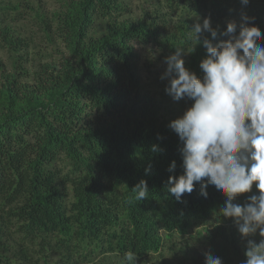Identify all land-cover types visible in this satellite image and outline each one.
I'll list each match as a JSON object with an SVG mask.
<instances>
[{
	"label": "trees",
	"instance_id": "obj_1",
	"mask_svg": "<svg viewBox=\"0 0 264 264\" xmlns=\"http://www.w3.org/2000/svg\"><path fill=\"white\" fill-rule=\"evenodd\" d=\"M42 1L0 7V22L11 21L0 43V264H125L128 251L147 264L200 227L206 241L190 264H204L205 252L243 264L247 241L220 215L223 194L209 185L205 198L197 184L177 202L167 192L168 177L182 173V144L168 127L174 119L143 94L139 49L191 51L186 22L175 26L174 15L210 17L223 31L243 12L264 32V0H159L144 20L133 17L134 0H60L51 15ZM26 10L40 43L15 28ZM187 51L185 66L201 76L205 49ZM166 84L160 93L172 100ZM141 180L149 192L137 201L131 190Z\"/></svg>",
	"mask_w": 264,
	"mask_h": 264
},
{
	"label": "clouds",
	"instance_id": "obj_2",
	"mask_svg": "<svg viewBox=\"0 0 264 264\" xmlns=\"http://www.w3.org/2000/svg\"><path fill=\"white\" fill-rule=\"evenodd\" d=\"M249 2L240 0L242 6ZM254 19L242 12L239 25L230 21L220 31L210 17L204 18L189 31L194 34L189 40L192 50L175 47L164 57L166 67L160 77L167 81L165 92L174 102H192L168 125L182 144V173L168 177L167 192L177 202L197 184L205 198L209 185L223 194L226 200L220 215L231 218L247 241L243 264H264V32ZM198 45L205 49L199 77L183 58L185 51L191 53ZM152 151L162 150L154 145ZM176 167L172 161L167 170L173 173ZM131 191L137 201L149 192L144 180ZM247 193L252 194L243 204L233 202ZM257 233L259 243L249 239ZM136 260L134 251L124 254L125 264H136ZM204 264L223 261L205 252Z\"/></svg>",
	"mask_w": 264,
	"mask_h": 264
},
{
	"label": "rangeland",
	"instance_id": "obj_3",
	"mask_svg": "<svg viewBox=\"0 0 264 264\" xmlns=\"http://www.w3.org/2000/svg\"><path fill=\"white\" fill-rule=\"evenodd\" d=\"M26 1H33L38 5V0ZM159 2V0H134L131 3V7L133 9V17L144 20L146 18V12L150 13L152 10L155 9V7H160ZM6 3L7 0H0V7L4 6ZM40 6L43 9V13L51 15L56 10L60 9L61 4L60 0H43ZM160 10L162 11L163 8H161ZM165 12H167V9H165ZM31 14L32 13L30 12V10H26L24 15L26 17V19H24L25 21L20 22L18 25L15 26V28L17 30H20L21 35L23 36L34 35L40 43L42 38L41 36H37L39 26L37 22L32 19ZM181 20L186 22L185 34L189 37V39L194 35L189 31L192 30L196 23L203 22V20L200 18L186 17L184 15H174L172 17V22L175 26H177L176 23H180ZM228 20L235 21L239 25L241 22V15H233L229 17ZM222 22H225V20H222ZM7 23H11L8 18H3L2 22H0V43L2 40L1 32L3 31H1V28H3L4 24ZM14 30V25L11 24L10 31L15 32ZM175 33H177L178 38H181L182 33L180 32L179 28L175 30ZM204 35H207V33H205ZM4 53L5 51L2 52V55H4ZM57 54L58 53H56V55ZM139 54L141 57L140 74L143 83L142 91L143 94L148 98V104L153 105V107L157 110L158 116L162 118L176 119L180 117L186 110V108L191 105V103L187 100L174 102L173 100L166 99L160 93V86L163 81L160 79V77L166 67V65L163 63L164 57L172 53L168 49H162L150 45L139 49ZM256 192L257 190L253 189V193ZM251 194L252 193L241 195L237 198L235 203L243 204L246 200V197ZM218 221L219 219H217L213 223H209L205 227H207L208 230L212 231L216 224L220 223ZM202 230L205 229H203V227L197 228L186 237L177 238L173 243H167L165 248L162 250L161 254L152 256L147 264H190L193 256L196 254V252H199V250L202 249L206 241L203 236L198 235V232ZM256 236L261 239L259 233H257ZM110 263L121 264L118 258L113 259L112 261H110Z\"/></svg>",
	"mask_w": 264,
	"mask_h": 264
}]
</instances>
